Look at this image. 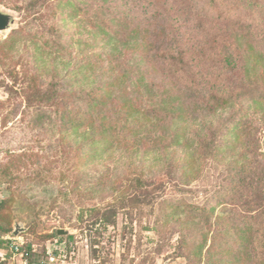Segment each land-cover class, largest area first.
Segmentation results:
<instances>
[{
	"label": "rangeland",
	"instance_id": "obj_1",
	"mask_svg": "<svg viewBox=\"0 0 264 264\" xmlns=\"http://www.w3.org/2000/svg\"><path fill=\"white\" fill-rule=\"evenodd\" d=\"M261 8L248 0H0L14 18L0 32V264H22L20 253L27 264H229V255H215L229 237L211 244L206 231L205 242L184 212L190 220L218 197L229 201V145L215 147L229 142L222 125L237 106L208 101L206 113L193 95L183 102L188 119H176L169 103L125 117L108 96V126L75 125L102 96L93 89L107 68L103 52L115 46L122 66L148 49L206 54L203 88L228 94L239 78L212 54L228 50L235 32L264 52ZM53 80L57 98L41 103ZM256 127L263 150L264 126ZM186 158L196 161L187 177Z\"/></svg>",
	"mask_w": 264,
	"mask_h": 264
},
{
	"label": "trees",
	"instance_id": "obj_2",
	"mask_svg": "<svg viewBox=\"0 0 264 264\" xmlns=\"http://www.w3.org/2000/svg\"><path fill=\"white\" fill-rule=\"evenodd\" d=\"M248 1L255 6L263 5L261 11L264 13V0ZM230 37L232 40L229 41L228 50H222L225 49L222 47L212 54L213 58H219L224 65H229V69H232L230 72L239 78L237 81L230 80L229 85L225 86V90H229L226 95L221 94V91H213L211 87L203 88L205 85L202 81L206 82L207 74L211 72V68L203 64L208 57L206 54L199 56V52L196 51L194 58L191 59L190 51L148 49L138 52L141 62H135L132 66L128 64L122 66L119 57L123 55V50L117 51L115 46L112 51L103 52L107 68L103 70L99 79L101 82L99 87L93 89L102 92V96L91 97L86 119L75 126L88 128L108 126L109 117L101 115L108 96H113L115 104L113 106L116 110L119 109L120 113L123 112L125 117L133 111L142 114L148 113L150 109L155 114L160 113L169 103L176 104L179 109L177 111L171 106L168 108L175 113L176 119L182 120L183 117L188 119L185 116L186 110L182 108L186 109L183 102L193 95H197L203 103L205 100L206 113L213 112V107L209 106L208 101L219 106L225 104L237 106L229 115V128L225 123L222 125L229 131V142L224 141L222 145L215 147L220 149L226 144L229 145V201L222 196L218 197L213 207L207 210L199 208L196 217L190 220L184 212V222L191 223V219L193 222L196 221L199 224L200 239L205 242L207 232H211L213 235L209 239L211 244L221 233L227 235L229 248L219 249L215 255H229V264H264V141L262 150L258 143L260 139L256 136L259 131L256 127L257 122L264 126V52L254 48L250 41H246L248 39L246 35L235 32ZM136 51L138 49L132 48L131 54ZM237 53L240 54L235 57ZM92 58L101 59L97 55ZM158 61L165 64L162 65ZM86 70L96 78L92 65L88 63ZM153 84L160 85L161 88H155ZM59 87L57 81L53 80L47 90L38 93V101L41 103L53 101L57 98ZM202 108L203 104L199 102L198 113ZM69 113L70 111H67L64 115ZM222 135L225 137L227 132L224 131ZM200 148L207 152L209 145L203 142ZM258 156L261 159L253 160ZM195 162L189 158L180 162L179 168L184 171L185 177L187 173H192ZM217 207L219 211L213 215ZM111 216H115V213ZM212 218L214 224H211ZM105 223H109L108 216ZM214 226L216 233L212 232Z\"/></svg>",
	"mask_w": 264,
	"mask_h": 264
},
{
	"label": "water",
	"instance_id": "obj_3",
	"mask_svg": "<svg viewBox=\"0 0 264 264\" xmlns=\"http://www.w3.org/2000/svg\"><path fill=\"white\" fill-rule=\"evenodd\" d=\"M14 24V18L0 11V32H6ZM57 235H68V232L65 230H57Z\"/></svg>",
	"mask_w": 264,
	"mask_h": 264
},
{
	"label": "built area",
	"instance_id": "obj_4",
	"mask_svg": "<svg viewBox=\"0 0 264 264\" xmlns=\"http://www.w3.org/2000/svg\"><path fill=\"white\" fill-rule=\"evenodd\" d=\"M14 251L20 253L19 247H18V246H15V247H14ZM20 257H21V263H22V264H27V263H26L27 261H26V262L24 261V259H23L22 255H21V253H20ZM49 259H50L51 262L54 261V258H53V257H50ZM32 264H38V263H32Z\"/></svg>",
	"mask_w": 264,
	"mask_h": 264
}]
</instances>
